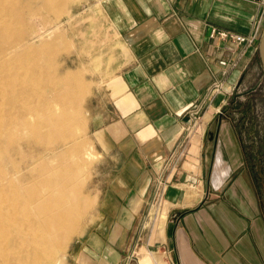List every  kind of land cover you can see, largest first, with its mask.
<instances>
[{"label":"crops","instance_id":"0c3cea01","mask_svg":"<svg viewBox=\"0 0 264 264\" xmlns=\"http://www.w3.org/2000/svg\"><path fill=\"white\" fill-rule=\"evenodd\" d=\"M101 4L115 49L86 103L103 155L98 207L66 264H264V193L236 140L221 144L230 133L208 127L226 92L207 93L214 81L229 92L258 60L259 6L250 0ZM211 28L250 41L212 38ZM206 100L193 124L191 111ZM159 196L165 202L152 233L140 239L145 210Z\"/></svg>","mask_w":264,"mask_h":264},{"label":"bare ground","instance_id":"6f19581e","mask_svg":"<svg viewBox=\"0 0 264 264\" xmlns=\"http://www.w3.org/2000/svg\"><path fill=\"white\" fill-rule=\"evenodd\" d=\"M70 1L0 0V264H63L66 245L74 232L68 231L66 224L73 214L69 208L76 194L73 198L68 194L79 190L82 181L71 184L58 167H51L49 159L41 163L37 177L29 173L31 177H27L23 171L37 160L25 154L24 149H35L43 137H49L51 131L73 115L69 109L63 111L60 104L75 101L78 105L81 101L82 85L70 90L66 87L72 82L70 78L58 77L24 61L44 47V44L35 46L34 42L46 37L43 27L34 31L30 21L39 19L43 10L58 17ZM33 2L39 5L33 6ZM50 48L53 52L57 50L52 45ZM55 90H61V101L49 97ZM40 128L44 129L42 134L36 132ZM58 142V139L52 142L53 148ZM53 148L45 153H53ZM79 150L75 144L62 152L65 159L70 157L75 176L83 170L82 159L93 157L91 149L83 154ZM49 194L55 199L44 203ZM84 204L85 200L73 215L81 212Z\"/></svg>","mask_w":264,"mask_h":264},{"label":"rangeland","instance_id":"374dc122","mask_svg":"<svg viewBox=\"0 0 264 264\" xmlns=\"http://www.w3.org/2000/svg\"><path fill=\"white\" fill-rule=\"evenodd\" d=\"M102 1L71 0L67 4L65 12L58 17L48 15L43 10L39 19L30 22L34 31L39 27H43L42 31H44L46 37L41 40H36L34 45L41 46L44 44V47L24 60L25 63H32L35 66L44 68V71L50 74L70 78L72 82H69L66 87L71 90L74 87L78 88L82 85L84 92H82L81 101L78 105L77 103L75 104V101L74 103L63 102L60 104L63 111L64 109L72 111L73 115L71 117L63 121L58 129L51 131L49 137H43L35 149H24L25 154L29 153L27 155H32L37 159L32 165L30 162L23 169L24 173H27V177L39 176L41 163L49 159L48 161L51 167H58L61 174L64 177H68L69 179L67 178V180H71V184L84 181V184L82 182L80 183L83 186H80L79 190H73V192L71 190L68 194L71 198L76 194L74 199L77 201L69 197L72 200L71 203L73 202L69 208L70 214H74L75 208L81 205L84 200L87 205L84 204L85 207L82 206V211L76 215L72 214L71 218L67 221V230L74 232L69 237L65 248L66 257L74 240L83 234L84 230L94 220V215L98 207L99 176L97 172L99 170L97 165L103 159V155L97 149L90 128V119L86 110V103L88 97L92 94L93 88L98 84L96 80L103 76L102 71L105 65L109 66L114 60L112 53L115 46H113L112 32L103 24ZM32 5L38 6L39 4L33 2ZM58 37L59 39H57ZM36 42L39 43L35 44ZM51 45L54 49H57L56 52H53L50 48ZM241 77L239 83H236L232 89H229V92L220 96L218 105L213 108L217 113L208 127L218 130L222 126L230 133L231 136L223 138V143L221 144L225 142L229 143V140L230 142L236 140L243 152L245 168L249 170V177L251 179L253 178L259 185V190L264 193V79L259 59L256 60V63L248 71L243 72ZM52 93V95L49 94L51 99L61 101V90H55ZM202 114L200 113V116ZM200 125H198L197 129L199 127L203 128ZM27 132L31 133V130L28 129ZM36 132L42 134L44 129H37ZM56 139L59 142L55 149L52 146V142ZM75 144L80 147L79 154H83L85 150L90 149L93 154V157L90 159L91 161L85 158L82 159L83 161L80 164L82 166L80 168L83 170L79 174L77 172L76 176L73 174L72 165L69 162L71 161L70 157L65 159L62 155L63 151L68 150ZM216 144L218 152L220 142L217 141ZM48 148H53V153H55L47 155L45 151ZM52 155L55 156L53 157ZM231 177H234V175ZM53 198L52 195L48 196L44 203L52 202L55 199ZM162 198L160 196L157 197V199L151 201L147 206L143 221L145 229L141 233L140 239H144L152 233L151 230L156 222L157 211H161L165 202ZM56 211L61 212L59 210ZM154 248V250H157V246ZM152 254L154 255V253ZM66 257L63 260V264H66Z\"/></svg>","mask_w":264,"mask_h":264},{"label":"built area","instance_id":"2783aa9c","mask_svg":"<svg viewBox=\"0 0 264 264\" xmlns=\"http://www.w3.org/2000/svg\"><path fill=\"white\" fill-rule=\"evenodd\" d=\"M250 1L255 2L259 6L260 8L259 18L264 20V0H250ZM209 36L212 38L218 37L221 40H227V41H230L236 44H241V43L250 41V39L245 35H241L233 31L218 30L216 28L210 29ZM219 64L224 67L228 66V62L226 60L219 61ZM223 92L227 93V91L224 90L222 83L217 82V81H214L211 87H209L207 91L210 97H213L216 94L223 93ZM208 104H209V100H206L205 102H203V104L200 107L191 111V118H192L193 124L197 122L200 116V113L202 111V108H205Z\"/></svg>","mask_w":264,"mask_h":264},{"label":"water","instance_id":"95a60500","mask_svg":"<svg viewBox=\"0 0 264 264\" xmlns=\"http://www.w3.org/2000/svg\"><path fill=\"white\" fill-rule=\"evenodd\" d=\"M257 55L262 68L263 79H264V27L258 40Z\"/></svg>","mask_w":264,"mask_h":264}]
</instances>
